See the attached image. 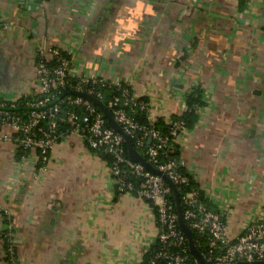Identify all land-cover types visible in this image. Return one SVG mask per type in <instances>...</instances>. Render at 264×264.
Instances as JSON below:
<instances>
[{
    "label": "crops",
    "instance_id": "obj_1",
    "mask_svg": "<svg viewBox=\"0 0 264 264\" xmlns=\"http://www.w3.org/2000/svg\"><path fill=\"white\" fill-rule=\"evenodd\" d=\"M34 5L0 0V100L29 95L39 53L54 47L75 75L122 80L155 120L184 111L200 85L206 104L177 138L182 166L232 236L264 222V0ZM18 152L0 138V264L7 233L19 264H141L155 247L154 205L118 193L106 160L77 135L66 133L45 167Z\"/></svg>",
    "mask_w": 264,
    "mask_h": 264
},
{
    "label": "built area",
    "instance_id": "obj_2",
    "mask_svg": "<svg viewBox=\"0 0 264 264\" xmlns=\"http://www.w3.org/2000/svg\"><path fill=\"white\" fill-rule=\"evenodd\" d=\"M103 89L112 90L107 103ZM69 91L84 92L104 102L115 120L130 135L133 147L176 184L184 222L202 240L205 252H200L207 264L264 260V222L254 221L242 233L231 237L225 212L211 209L200 189L193 188L181 195L180 186H187L191 178L180 170V158L165 156L169 137L178 138L187 130L183 121L168 119L169 134H163L153 126L155 119L148 101L134 94L122 80L100 75H75L70 58L62 50L56 47L50 48L47 53L42 50L36 61L35 84L29 94L32 98L25 101V109L18 108V99L0 100V129L4 126L13 129V134H0V138L12 139L16 149L23 154L33 152L43 167L59 138L66 133L77 135L91 150L106 155L115 190L144 198L155 208L159 226L157 241L141 264L200 262L190 252L188 239L179 226L176 200L171 199L174 195L172 187L162 175L130 158L123 134L109 125L103 110L96 103ZM139 109L147 111L148 124L135 117ZM61 127H66V130H61ZM5 236L11 242L9 264H19L13 239L8 233Z\"/></svg>",
    "mask_w": 264,
    "mask_h": 264
},
{
    "label": "trees",
    "instance_id": "obj_3",
    "mask_svg": "<svg viewBox=\"0 0 264 264\" xmlns=\"http://www.w3.org/2000/svg\"><path fill=\"white\" fill-rule=\"evenodd\" d=\"M103 90L105 93L104 101H105V103H107L109 97L112 95V90H110V89H103ZM114 93H116L115 90H114ZM31 98H32L31 95L21 96L20 98H18V102L20 104V107H18V108L24 110L25 108L23 106H25V101L28 99H31ZM205 104H206V101L203 98V89L200 85H196V86L192 87V89L186 95V107L187 108L184 111H182L180 114L173 115L171 117V119L173 121H176V120L183 121L185 123V126L187 127V129L193 128L196 125L198 118H199L198 108L204 106ZM135 117L141 123H144V124L149 123L146 110L139 109L137 111ZM153 126L156 129L160 130L163 134H166V135L169 134L170 124L168 123L167 119H165L163 116H159L155 120ZM61 130H63V131L66 130V127H61ZM62 138L63 137H60L58 142H60L62 140ZM133 144L135 146L134 139H133ZM18 153H22V152L19 151ZM100 154L104 159L107 158L106 155H103L102 153H100ZM165 157L166 158H170V157L179 158L180 157V145L177 142V137H173V136L169 137V147L166 151ZM42 165H43V163H41V162L37 163V166H42ZM179 168H180V170L185 171L182 165H180ZM193 188H196V184L191 179L187 186H180L179 189H180V193L182 195L185 191H188V190L193 189ZM171 199H172V201L175 202L174 195H171ZM193 235H194V239H195V243H196L197 248L201 252H205L204 247L201 244L202 240L198 237V235L195 232L193 233ZM3 240H4V244H5L6 251H7L6 260H8V262H9L11 254H10L8 248L10 247L11 242L9 241V239H6V237H3ZM147 254H149V253H147ZM147 254H146V256H147ZM15 256H16V251H15Z\"/></svg>",
    "mask_w": 264,
    "mask_h": 264
},
{
    "label": "water",
    "instance_id": "obj_4",
    "mask_svg": "<svg viewBox=\"0 0 264 264\" xmlns=\"http://www.w3.org/2000/svg\"><path fill=\"white\" fill-rule=\"evenodd\" d=\"M34 2L37 3V5H34L35 7H33L32 9H38L40 7V3L41 0H34ZM37 6V7H36ZM69 93H75V94H80L83 96H86L87 98L91 99L94 103H96L104 112L109 125L116 131L120 132L121 134H123L124 138H125V142L127 145V149H128V153L129 156L132 160L134 161H139L141 163H143L146 168H148L149 170L153 171L156 174L162 175L164 177V179L168 182V184L172 187L174 196H175V200H176V206H177V210H178V223L180 228L183 230V232L185 233L187 239H188V244H189V249L190 252L199 260L200 264H207L205 261L204 256L202 255V253L200 252V250L197 248L196 243H195V239H194V235L192 230L188 227V225L184 222L183 219V211H182V205H181V201H180V195H179V190L176 186V184L164 173H162L160 170H158L157 168L153 167L144 156H142L132 145V141L130 138V135L128 133H126L124 131V129L122 128V126L115 120V118L113 117V115L111 114V111L109 110V108L105 105L104 102H102L101 100L86 94L84 92H74V91H69ZM238 264H264V261H255V262H240Z\"/></svg>",
    "mask_w": 264,
    "mask_h": 264
},
{
    "label": "rangeland",
    "instance_id": "obj_5",
    "mask_svg": "<svg viewBox=\"0 0 264 264\" xmlns=\"http://www.w3.org/2000/svg\"><path fill=\"white\" fill-rule=\"evenodd\" d=\"M108 165V164H107ZM108 168H109V165H108ZM109 171H110V169H109ZM229 235L231 236V237H235V236H232L231 234H230V232H229Z\"/></svg>",
    "mask_w": 264,
    "mask_h": 264
}]
</instances>
